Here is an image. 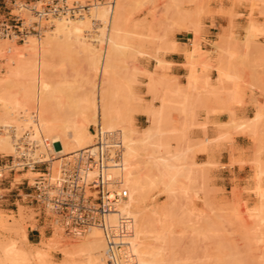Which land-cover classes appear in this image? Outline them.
Here are the masks:
<instances>
[{"label":"rangeland","instance_id":"1","mask_svg":"<svg viewBox=\"0 0 264 264\" xmlns=\"http://www.w3.org/2000/svg\"><path fill=\"white\" fill-rule=\"evenodd\" d=\"M13 1H15L16 4H13ZM32 1L34 0H11V3L10 1L7 3L4 11L8 12L12 10V13L20 11L22 17L32 21L34 19L32 12L30 8L26 7V4ZM76 1L80 3H96V0ZM214 1L221 2L222 0H125V7L123 9L124 20L120 35L122 45L112 52L114 65L113 79L117 84L115 87L117 88L115 89L117 92L113 90V93L121 99L126 93L124 85L128 80L133 81L134 92H136L138 96V111L135 113L134 119L135 129L142 130V128H146L150 124L148 115H146L143 110L148 105L157 106L159 104V99L157 97L155 98L153 94L149 92L148 86L145 84L149 79L148 73L152 71L153 80L155 82L154 89L156 93L159 94L160 92L161 94L165 92L169 93V89L167 88L168 80L171 79L173 82L176 80H173L174 78H168L160 72L169 66V63L166 64L167 62L165 63L163 59L164 54L173 51L171 45L173 42L176 45L175 36H180V33L183 32L190 33L193 36L192 40L194 39L199 43L200 52H198L199 55L197 54L196 59L198 60L196 68H200L199 70H203L202 73H205L211 68L216 69L219 65L228 67L231 74L235 76L234 81L236 80V83H234L237 84L236 89L238 90L235 89L236 95L230 98L229 94L234 91V87H232L234 83H230V81L219 83L216 78V86L211 85L210 82L208 85L209 87L211 86L210 88L208 86L204 87L203 85L199 86L200 89L196 91L199 97H197L198 99L196 98L197 102L194 104L195 107L199 104L202 107H206L205 105L208 104L211 98H219V100L223 102V107L219 111L227 112L230 119V111L238 115L235 109L240 106H247L250 104L255 112L258 106L264 105V43L259 42V37L264 36V22H258V17L264 20V0H227L233 3L241 1L250 3L249 13L246 16L247 26L243 28V38L239 37V35H235L232 27L224 28L222 34L218 36V40L213 43L214 49L217 50L219 54H217L214 59H211L209 58L211 53L203 50L201 47L202 42L207 43L201 35L203 26H205V21L207 19L212 18V16L216 14H228L221 10H213L210 3ZM0 6L3 11V5L0 4ZM103 7L107 8L109 12L111 11L110 6L104 5ZM254 9L258 10L257 13H255ZM229 15L230 17L234 16L233 14ZM54 20L52 19L50 21L51 26L45 30L54 27ZM90 21V28L88 32H85V36H88V34L95 36L98 33L96 32L98 28L96 25L97 21L92 20V18H90ZM251 25L254 26V29L252 28L253 32L249 29ZM249 30L250 33H248ZM42 36H45V31ZM192 40L190 42L191 47L194 41ZM0 42H5V48L12 44L18 46L25 44V41L15 42L1 38ZM103 44L99 45L98 48L103 49L107 47L105 43ZM60 45L58 49L48 50L40 57L41 66L36 75L38 80V84L36 85L40 86L36 87L34 94H40V92L45 89V85L42 84L51 83L52 86H56L55 96L59 97L63 103L70 104L83 95L92 94L90 92L96 90L101 76H99L97 71L91 69L85 53L83 54L79 48L76 49L75 45L72 44L71 46L70 43L67 44V42L65 40L62 41V39H60ZM186 56H189L188 51L185 53V57ZM151 59H155L156 65L153 70H148L144 64H148ZM161 61L164 62L161 63ZM203 68H205V70ZM7 71L8 67L6 61L0 58V77L7 76ZM143 79L147 80L143 82ZM91 81L95 84L94 90L92 91L91 88L93 84L90 83ZM164 81L167 83L165 84ZM247 92L250 94L257 92L259 100L254 102L245 101ZM174 104L175 103L169 106L170 116L168 115V119H170L169 122L171 121L170 126L174 127V131L171 132L172 135L169 132V140L173 148L182 142L181 140L184 142V139L187 140L190 138L191 141L192 137L193 139L198 138L199 141L206 145H212V152L201 153V150V152L198 149L195 151V148L193 149V154H191L192 152L187 153L188 155L191 154L192 157L187 156L186 159H188V161L184 160L186 161H183L184 164L187 162L192 163L193 161L194 164L196 163L195 165L199 163L201 166L198 165V173L194 171L195 173L192 174L195 175H191L192 177L190 176L191 178L189 180L183 179L182 184L185 185L184 187L186 188L185 192H183L185 196L178 190L172 193L173 196L168 192L165 194L162 187H150L147 190L146 202L149 207L152 206L154 201V204L166 207V210H169L168 212L171 214L169 222L171 220L175 222H170L172 225L175 224L173 227H170L174 230V232L171 231L173 234L171 237L175 246L172 249L173 254L170 259L172 261L174 260L173 262L175 263H171V260L169 263L206 264L209 263L211 259L212 261L215 260L216 257L213 256H217L219 249H221L220 247H222V249L224 247L226 250L230 248L234 251L235 255L240 257L247 256V260H245L248 264L259 263V260L262 261V259H264L262 258L264 256L261 257V255H259V251L264 249V247H262L264 246L262 245L264 240L260 238L261 241H259L260 239L258 240V238L256 239L252 236L259 235V237H264V233H262L264 231L261 229V231L258 230L261 228L262 223H264V197H262L264 194L261 192L264 191V122H262V125H259V130L257 129L258 133L254 134L244 126L245 124H242V121H247L251 115L250 117L247 115L244 117L238 115L241 121H238L235 125H225L221 123L211 124L207 122H197L195 108L193 114L190 116V120H188L190 121L189 124L187 125L186 123V128L181 129L185 126L181 125L184 118L180 117L183 116L180 112L174 111L175 107L178 106ZM140 114L145 115V120L139 118ZM180 125L183 127H180ZM94 126L97 125H92L90 127L91 132ZM207 126L216 128V133L214 135H207L205 131ZM197 130H203V135L201 137H198L199 135L195 133ZM179 133L180 135H184V138L181 140L180 138L183 137V135L180 137V135H178ZM216 136H218L217 140H213ZM205 138H208L209 141H204ZM235 138L239 140L240 146L235 143ZM179 140L180 142H178ZM225 145L228 146V153L220 157L219 155ZM12 154L13 153H0V164H4L6 160H10ZM189 159H191L190 162ZM208 160L211 163H209ZM205 161H207V163ZM53 162H42L45 164L36 167V169L32 171L25 168L21 171L9 172L8 169H5L4 174L7 177L5 181H10L13 189L22 188V191H27L26 181L28 180L30 184L33 183L34 179L40 175L37 174V172H42L44 166L50 165L51 172L56 173L59 164L57 157ZM204 163L206 164L205 166ZM178 192L179 194L177 195L176 193ZM259 195L261 196L259 197ZM25 201L26 199L24 201L19 199L15 202V206L7 204L0 205V241H5L10 238L19 240L21 238L20 235L18 237L20 227H29L31 230L27 231V234H40L36 243H32V247H36L41 240H48L56 226H53L54 223L50 219L36 218L32 207ZM179 209H183L184 211H180ZM186 211L189 212V216L186 215L188 214ZM243 211L246 212L248 216L245 215L246 213ZM184 212H186L185 215ZM182 215L185 220L181 218ZM246 216L248 218H246ZM237 217L239 221L236 219ZM176 218L178 219L176 220ZM191 218L193 220H191ZM181 220L184 221L181 222ZM208 222L211 224L212 222L213 224L215 223L214 226L217 225L212 227L213 224L211 225ZM248 223L252 225L250 229H248ZM187 224H189L191 228H185V226H188ZM248 231H250L252 236H249ZM227 233L230 237H228ZM239 234L243 235L240 236ZM245 235L246 237L244 238L246 239L243 240L242 236ZM251 237L255 242L251 240ZM64 238L67 240L68 247L78 245L82 241V237L79 238L77 236L68 235L67 233L64 234ZM208 239L210 241H208ZM248 239L253 241L252 244H254L257 249L254 248L255 246L253 247L254 249L252 248L253 245L250 244L251 241ZM230 240H232V242H230ZM257 240L259 243H256ZM19 241H21V239ZM233 242L234 244H232ZM210 244L212 246L215 244L214 249H212V246L210 247ZM248 246L250 248H248ZM247 248L250 252L249 255V252L246 251ZM45 249L48 250L47 248ZM215 249L217 251H214ZM252 249L256 253H253V251L251 252ZM48 252L50 263L47 262V264H73L77 260L76 255L72 253L64 254L57 248H50ZM204 254H206L207 257H205ZM251 254L256 257H252ZM248 258L251 260L249 261ZM256 260L259 262H256ZM212 261L210 263H212ZM28 264L37 263L31 260Z\"/></svg>","mask_w":264,"mask_h":264},{"label":"bare ground","instance_id":"2","mask_svg":"<svg viewBox=\"0 0 264 264\" xmlns=\"http://www.w3.org/2000/svg\"><path fill=\"white\" fill-rule=\"evenodd\" d=\"M9 1L11 3V0H5L6 3ZM76 2L80 3L79 1ZM87 3L90 5V11L88 13L74 15L73 17L63 16L54 18V27L45 30V36H28L24 40L25 44L21 46L12 44L5 48V42H0V58L6 61L8 67L7 76L0 77V153L14 154V138H22L28 133L30 139L36 142L38 146L34 156L37 157L40 162H53L56 157L58 160V157L64 155L68 156L70 153L90 147L94 138V134L90 130L92 125L99 126L103 133H117L119 142L123 148L122 162L120 167L110 171V175L112 178H120L122 186L127 190V198L117 205L115 210L108 215L106 224L113 229H117L116 232L119 230L121 236L120 241L117 243H120L121 246L113 250L114 253L112 254L115 255L116 261H111L108 258L107 241L100 228L92 227L85 231V234L79 233L72 235L60 224L53 222V226L56 227L48 240H41L36 247H32L33 244L28 240L27 234V231L31 230V228L22 226L18 234L22 242L19 241L20 239L18 240L16 238L0 241V264H28L31 260L35 261L37 264H47V262H49L48 251L50 248L60 249L64 254L72 253L76 255L77 260L73 264H170L169 262L172 261L170 257L173 254L172 249L175 247L171 237L174 230L170 227H173L175 224H170V222H172V220L169 222L171 214H169V210H166V207L154 204L155 201L152 206L149 207L146 202L147 190L150 187H162L164 193L167 194L166 192H168L171 196H173L172 193H175L176 190L182 193L185 192V185L182 184L183 179L189 180L192 177L191 175H195L192 173H198V165L201 166L199 163L195 165L196 163L194 164L193 161L192 163L187 162L188 164H184V162L188 161L186 157L191 156L195 148V151L198 149L202 151H200L201 153H209L211 151L212 145H206L199 141L198 138L193 139L191 137V141L190 138H186L187 140L184 139L183 142L181 139L184 138V130L182 132L183 134H178L180 137L183 135V137H179L182 142L179 140L178 142L180 143L178 144L177 142L178 145L176 147L174 146L175 148H173L169 140V132L172 135L171 132L174 131V127L170 126L171 121L169 122L170 119H168L170 116L169 106L173 103H175L174 105L177 104L178 106L175 107L176 110L174 109V111H178L183 115L180 116L184 118V121H182L183 124L181 123V125H185L186 123L188 125L190 122L188 120H190V116L195 110L194 104L197 102V97H199L196 91L200 89V85L206 87L210 82L209 78L202 76L204 74L202 73L203 70L201 71L199 70L200 68H196L198 60L196 58L198 52H200L199 43L193 39L192 47L188 50L189 56L185 62L188 73L185 76V84L176 82L175 78L173 79L175 80L174 82L171 79V81L168 80V83L165 82L166 80L164 81L165 84L167 83L168 85L167 88L169 91H167L169 93H156L152 71H148L149 79L145 84H147L149 92H151L155 98L157 97L159 99V104L157 106L148 105L143 110L146 115H148L150 124L146 128H142V130H137L134 128V119L135 113L138 111V96L136 92H134L133 81L128 80L126 82L124 85L126 93L121 99L113 93V90L115 91V89H117L115 88L117 84L113 79L114 65L112 52L122 45L120 35L124 20L123 9L125 7V0H116V2L113 0L112 4L97 2V0L96 3ZM38 4L40 5V3ZM102 4L110 6L111 11L109 12ZM26 5L27 8H30L28 3ZM2 9L4 10L5 7H2ZM90 18L97 21L96 25L98 28L96 32L98 33L95 36H91L90 34L85 36V32H88L90 28ZM253 27L254 26L251 25L249 29L252 31ZM248 33H250V30ZM60 39H62V41L65 40L67 44L70 43L71 46L72 44L75 45L76 49L79 48L83 54L85 53L91 69L97 71L99 76H101L96 90L94 92H90L89 90L92 94L80 95V98L70 104L63 103L59 97L55 96L56 86H52L51 83L42 84L45 85V89L42 90L40 94H34L36 87L40 86L36 85L38 84L36 75L41 66L40 57L48 50L58 49L61 46ZM101 42L102 44L105 43L107 47L99 49V45H102ZM174 45L175 43L173 42L171 45L173 50ZM162 62L164 61H161V63ZM203 69L205 70V68ZM215 70L217 71V82L222 83L230 81V83H236V80L234 81L235 76L231 74L228 67L219 65ZM90 83L93 84L92 81ZM235 83L232 85L234 91L232 93L229 92L231 93L229 94L230 98L236 95L235 89L237 88V84ZM94 85L95 84H93L91 91L94 90ZM115 92H117V90ZM238 121H241V118L236 113L230 111L229 121L221 124L235 125ZM242 122L252 133H258L257 129L259 130V125H262V122H264V105L258 106L253 116L247 121ZM181 125L180 127H183ZM185 128L186 125L181 129ZM217 138L218 136L214 137L213 140H217ZM204 141H209V139L205 138ZM190 152L192 153L188 155L187 153ZM190 160L191 159H189V162ZM205 162L207 163V161ZM209 163L211 162L209 161ZM205 165L204 163V166ZM37 174H41V172H37ZM179 192L176 194L178 195ZM261 192L264 194V191ZM260 196L261 195H259V197ZM186 212H184V215ZM186 215L189 216V212ZM245 215L248 216L247 213ZM247 216L246 218H248ZM183 217L182 215L181 218ZM192 218L191 220H193ZM177 219L178 218H176V220ZM236 219H238V217ZM184 220H181V222ZM250 221L252 222L251 219ZM172 223H175L174 220ZM214 224L212 227L217 225L214 226ZM187 225L188 226H185V228L190 227L189 224ZM262 225H264V223H262ZM262 225L258 230L261 229L264 231V226ZM251 226L250 223L248 229H250ZM217 227L221 228L220 226ZM248 232L249 236H252L250 231ZM65 233L79 238L82 237V241L78 245L68 247L67 240L64 238ZM228 237H230L229 234ZM244 237H246V235L242 236L243 240L246 239ZM252 237L258 238V240L260 238L264 240V237H259V235ZM253 238L251 240H253ZM261 239L259 241H261ZM208 241L210 240L208 239ZM253 241L255 242V240ZM253 241H251L250 244H252ZM230 242H232V240H230ZM232 244H234V242ZM252 245L253 248L255 245ZM262 245H264V243H262ZM211 246L210 244V247ZM214 247L215 244L212 246V249H214ZM220 248L217 256H213L216 257L215 260L212 261L211 259L212 263H210V261V264H248L246 262L247 256L240 257L235 255L234 251L230 248L226 250L223 247L226 251H224L222 247ZM248 248L250 247L248 246ZM248 248L246 250L247 252H249ZM254 248H256V246ZM214 251L217 250L215 249ZM253 253L256 252L253 251ZM249 254L250 252L248 255ZM251 255L254 258L256 257L253 256V254ZM259 255H261V257L264 256V249L259 251ZM204 256L207 257L206 254H204ZM250 260L251 259H249V261ZM173 261L171 263H175ZM259 261L256 260V262L264 264V259Z\"/></svg>","mask_w":264,"mask_h":264},{"label":"built area","instance_id":"3","mask_svg":"<svg viewBox=\"0 0 264 264\" xmlns=\"http://www.w3.org/2000/svg\"><path fill=\"white\" fill-rule=\"evenodd\" d=\"M113 0H97L112 4ZM40 3V5L38 4ZM3 2V7H6ZM13 4H16L13 1ZM34 19L26 20L20 11L12 13L0 10V38L24 42L28 36H42L56 17L88 13L90 5L68 0H34L28 2ZM93 143L90 147L58 157L56 173L50 165L33 183L26 181V190L13 189L10 181H5L4 170L32 171L42 163L34 156L38 146L28 136L14 138L15 152L10 160L0 164V205H16L19 199L29 204L36 218L50 219L73 234L84 233L92 227L102 230L107 241L109 260L116 261L114 249L120 248V233L106 224L107 217L116 206L127 198V190L119 177H111L110 171L122 162L123 148L117 133H103L99 126L92 129ZM27 137V138H26ZM93 173V174H92Z\"/></svg>","mask_w":264,"mask_h":264},{"label":"crops","instance_id":"4","mask_svg":"<svg viewBox=\"0 0 264 264\" xmlns=\"http://www.w3.org/2000/svg\"><path fill=\"white\" fill-rule=\"evenodd\" d=\"M5 2V0H0V4ZM210 6L213 10L227 12L228 14L220 15L216 14L212 16V18L207 19L205 21V26H203V30L201 35L203 39L207 41V43L202 42L201 47L205 51H209L211 55L209 58L214 59L218 53L217 50L214 49L213 43L218 40V36L222 34L224 28L232 27L233 33L235 35H239V37L243 38V28L247 26L246 16L249 13V2H229L227 0L214 1L210 3ZM1 8V6H0ZM255 13H257V9H254ZM229 14H233V17H230ZM256 15V14H255ZM258 22L262 23L260 17H258ZM193 36L190 33H180V36H175L176 45H174V50L169 51L164 54L163 59L165 62L169 63V66L163 70H161V74H164L168 78H175L176 81L180 84H185V76L187 75V68L185 66V61L187 56L185 57L186 51H188L191 47V40ZM259 42L264 43V36L259 37ZM148 70H153L156 65L155 59H151L148 64H144ZM175 76V77H174ZM202 76L209 78L211 85L216 84L217 72L214 68H211L209 71L205 72ZM147 79H143L145 82ZM184 82V83H183ZM213 99V100H212ZM259 100V95L257 92H253L252 94L246 93L245 101H254ZM208 102V101H207ZM198 106V107H197ZM196 108V120L197 122H207L211 124H219L228 121L229 115L227 112L219 111L223 107V102L219 100V98H211L206 107H202L197 105ZM236 108V107H235ZM234 108V109H235ZM238 115L241 116H252L254 113V109L252 105L248 104L247 106H240L235 109ZM139 118L141 120H145V115L140 114ZM207 135H214L216 133V128L212 126H207L205 128ZM195 133L201 137L203 135V130H197ZM235 143L240 146V142L237 138H235ZM228 146H223L222 151L220 153V157L227 155ZM19 189V188H18ZM40 237V234L28 233V240L31 243H36L37 238Z\"/></svg>","mask_w":264,"mask_h":264}]
</instances>
